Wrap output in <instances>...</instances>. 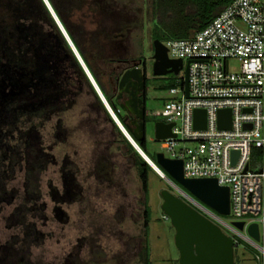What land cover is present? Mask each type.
<instances>
[{
	"label": "rangeland",
	"instance_id": "374dc122",
	"mask_svg": "<svg viewBox=\"0 0 264 264\" xmlns=\"http://www.w3.org/2000/svg\"><path fill=\"white\" fill-rule=\"evenodd\" d=\"M19 1L23 3L25 0ZM56 1L71 30L80 40L83 38V41L93 45L99 41L98 48L90 47L96 68L105 73L107 86L106 73H111L117 65L115 59L141 57L146 62L149 89L147 150L152 155L163 152L155 138V123L163 118L157 116L156 111L170 97L169 90L180 87L177 81L183 75L156 77L153 74L152 41L149 31L143 29L147 23L149 26L153 16L154 0H112L113 8L118 9V17L114 13L113 16L120 36L111 33L114 38L109 40L100 31L104 27L99 23L103 12L99 16L95 14L98 4L101 5L100 0H74L73 6L72 0ZM185 3L184 0H175L172 8L179 12V18L169 22V27L177 25L180 33L185 28L184 15L191 11L185 7ZM27 7L32 13H20L16 9L11 13L17 14L16 17L21 20L27 16L24 22L31 39L42 44V50L45 43L44 51L50 49L56 68L59 62L61 67L62 64L66 66L67 74L74 78L71 84L74 94L73 105L66 111L51 115L46 113L41 118L28 114L19 117L14 113L7 118H12L16 129L14 143L18 141L19 130L27 135L35 127L32 133H36L45 154L49 156L48 165L41 176L43 197L39 204L43 206L44 216L40 213L36 218L29 216L28 219L39 243H33L27 257L18 258V263L145 264L140 252L146 215L138 172L124 154L116 125L79 75L52 22L39 8L38 1L30 0ZM165 10L172 9L167 6ZM12 21L15 22L13 18ZM171 31L173 29H168L165 34H171ZM3 129L11 131L6 124ZM252 161L253 164H261L259 152H253ZM24 173V166L19 167L13 179L7 180L8 193L13 191L15 197L11 204L0 206V248L14 237L20 238L15 242L16 249H20L24 242L26 230L20 226L13 228L7 221L14 210L24 203ZM149 176L150 264H179L175 230L162 211L161 192L169 190L179 197L181 193L160 176L154 173ZM255 254L257 251L253 247L241 241L235 250V264H262L255 260ZM11 260H15V257Z\"/></svg>",
	"mask_w": 264,
	"mask_h": 264
},
{
	"label": "built area",
	"instance_id": "2783aa9c",
	"mask_svg": "<svg viewBox=\"0 0 264 264\" xmlns=\"http://www.w3.org/2000/svg\"><path fill=\"white\" fill-rule=\"evenodd\" d=\"M164 45L170 59L190 65L189 98L185 86L172 88L156 111L175 124V138L159 141L161 149L183 161L186 179H215L229 188V216L201 209L232 239L235 250L243 241L264 264V0H230L192 38ZM198 110L206 112L204 129H195ZM225 110L231 111L229 129L219 126ZM256 150L259 165L252 161ZM233 152H239L235 164ZM238 222L244 223L242 230L234 225ZM254 224L259 241L249 234Z\"/></svg>",
	"mask_w": 264,
	"mask_h": 264
},
{
	"label": "trees",
	"instance_id": "16d2710c",
	"mask_svg": "<svg viewBox=\"0 0 264 264\" xmlns=\"http://www.w3.org/2000/svg\"><path fill=\"white\" fill-rule=\"evenodd\" d=\"M29 1L30 0H25L23 3H20L19 0H0V206L11 204L14 200L15 196H13V191L10 194L8 193L7 180L13 179L19 167L22 168V166H24L26 180L24 203L18 206L7 220L8 224L13 228H18L20 226L26 230L24 242L20 245V249H16L15 242L20 238L14 237L11 242L0 248V264H19L18 258L27 257L31 245L36 241H38L36 243H39V240H36V231L33 229V225L28 223V219L29 216L36 218L40 213L42 217L44 216L42 210L43 206L39 204L43 197L41 176L48 165L49 157L45 154L43 145L41 141L37 139L38 136H36V133H32L35 127H32L27 135L26 132L22 133V131L19 130L17 134L18 141L14 143L16 140V137H14V135H16V129L13 127L12 118H7L10 114L14 113H16L15 116L19 117L23 114H28L33 118H41L44 116L43 114L48 113L47 115H51L53 113H60L68 110L73 105L74 93L71 91V84L74 78L67 74L69 72L66 70V66L64 67L62 64L61 67L59 62L58 68H56L55 60L50 49H47L49 52L44 51L46 49L45 43L43 44L44 48L42 50V44H37L36 39H31L29 36L31 34L27 32V26L24 22L27 16H23L24 19L21 20L16 17L17 14L11 13L14 9L18 10L20 13H28L27 6H29ZM37 1L41 11H43L52 22L60 40L71 56L79 75L84 78L95 98L103 107L66 40L51 18L44 2L42 0ZM48 1L110 107L117 113L119 120L123 122L121 113L117 112L118 109L113 101L110 88L106 84L104 74L96 68L94 59H91L86 54V50L88 52V50H92V47L86 48L83 45V40H80V37H77L71 31L57 1ZM75 1L77 2V0ZM184 1H186L185 7L190 8L191 11L184 15L185 28L180 33L177 25L169 27V22L179 18V12L172 8L174 7L175 0H154L153 18L155 24L152 32L153 41L160 40L164 43L169 40L187 39L191 29L195 31L204 29L212 20L218 17L230 3V0ZM167 6L172 10L166 11L165 7ZM29 13H32L31 10ZM12 18L15 22L12 21ZM168 29H173V31L170 32L171 34L166 35L165 31ZM15 30L20 34L15 32ZM98 43L99 41L94 45L92 43L91 46L98 48ZM178 79L177 85L183 87L184 79ZM164 104L165 103H163V105ZM103 109L105 110L104 107ZM4 124H6L11 131L7 129L4 130ZM115 128L122 139L125 149L124 154L135 166L141 182L146 218L143 226L144 236L140 254L145 259V264H150L149 225L151 211L148 205L149 175L150 173L157 174L135 151L116 126ZM136 143L150 160L159 167L156 155L150 154L147 150L146 140L142 142L136 141ZM256 152L259 151L256 150ZM71 166H74V164ZM159 168L161 169V167ZM12 256L15 257V260H11L13 258ZM9 257L12 258L10 259Z\"/></svg>",
	"mask_w": 264,
	"mask_h": 264
},
{
	"label": "water",
	"instance_id": "95a60500",
	"mask_svg": "<svg viewBox=\"0 0 264 264\" xmlns=\"http://www.w3.org/2000/svg\"><path fill=\"white\" fill-rule=\"evenodd\" d=\"M42 1L96 94L100 97L103 105L106 106L103 101L105 97L95 80L91 78L90 71L51 4L48 0ZM153 50L154 54L151 58L153 60V74L156 77H165L169 74L179 76L184 71L185 92L186 97L189 98L190 62L185 64L182 60L170 59L167 48L160 40L153 41ZM142 63L143 60L140 63L133 64L132 67L123 69L117 78L119 89L118 100L123 95L127 96L124 103L120 104V108L127 113L124 123H126L125 125L128 130L121 126L119 127L126 140L150 165L152 170L162 179L167 180L182 194L181 198L169 190L161 192L163 200L162 211L166 218L170 220L175 230V246L179 252V264H235V247L232 239L223 232L219 225L201 212L202 207L211 213H216L223 217L229 216V188L219 186L215 179H186L184 177L183 162L181 160H169L163 154L156 155L157 163L162 170L153 167L151 162H148V159L146 160L142 149L136 143V141H145L147 132L146 107L143 100L146 96L147 77L145 76V70L141 67ZM194 117L195 129H204L206 112L198 110L194 113ZM230 119V110L220 112V128L229 129ZM172 127L173 125L157 122L155 124L156 141H163L171 137L175 138V135L172 134ZM238 156L239 152H233V164H235ZM247 170L248 168L245 169V171ZM234 225L240 230L244 227V223L242 222L234 223ZM249 234L256 241L260 240L257 224L251 225Z\"/></svg>",
	"mask_w": 264,
	"mask_h": 264
},
{
	"label": "crops",
	"instance_id": "0c3cea01",
	"mask_svg": "<svg viewBox=\"0 0 264 264\" xmlns=\"http://www.w3.org/2000/svg\"><path fill=\"white\" fill-rule=\"evenodd\" d=\"M100 3H101V5H99L100 6V10L103 12V14L100 17L99 23L104 26L103 28H100V31L103 32V33H105L107 35L106 38L108 40L114 38V35H116L117 37H119L120 36L119 35L120 32L118 31L117 21L115 20V18L113 16V13H114V15L116 17H118V9L115 8V7L113 8V1L112 0H105L104 2H102L100 0ZM105 13H106V16L104 17V14ZM154 24H155V20H154V18L152 16L151 21L149 22V26H148V23H147L146 24V27H144V29H143V31L144 30H147L150 33V37H151V41H152V51H154L153 50V39H152V32H153V29H154ZM197 32H199V31H195V30L191 29L190 30V35H189V37L187 39L192 38ZM111 33H113L114 35L111 34ZM91 44L92 43H90L89 41H83V45L86 48H90ZM92 52H93V50H88V52L86 50V54L91 59L93 58L92 56L94 55V53L92 54ZM122 59L123 60H130V59L138 60V59H141V57H139V58H137V57L132 58V57H127L126 56V57H122Z\"/></svg>",
	"mask_w": 264,
	"mask_h": 264
},
{
	"label": "flooded vegetation",
	"instance_id": "af4514ba",
	"mask_svg": "<svg viewBox=\"0 0 264 264\" xmlns=\"http://www.w3.org/2000/svg\"><path fill=\"white\" fill-rule=\"evenodd\" d=\"M73 2H74V0H72V6H73ZM97 8L98 9H95V12H96L95 14H97L96 16H99V13L101 12L99 4H98ZM72 10H73V7L70 8L69 13ZM66 21H67V18H66ZM68 26H69V24H68ZM69 28H70V26H69ZM89 33H90V31H89ZM82 40H83V38H82ZM153 54H154V51H153ZM153 54H152V56H153ZM152 56H151V58H152ZM141 60H143V58L142 59H138V60H133V59L123 60L122 58L115 59V62H116L117 65L114 68H112V72L111 73H109V74L106 73V76H108V78L106 77V79L108 80V86L110 88V92L112 94L113 101L115 102V105H116L117 109L119 110V112L121 113L123 119H125L127 117V114L120 109V104L124 103V101L127 99V96L123 95V97L120 100H118L119 89H118V84H117V78H118L119 74L121 73V71H123V69L128 68V67H132L133 64L140 63ZM151 61H152V65H153V60L151 59ZM141 67L145 70V76L147 77V70H146V62L145 61H143V63L141 64ZM103 74L105 76V73H103ZM180 75H183V76H180ZM180 75H179L180 78L184 79L185 72L182 71L180 73ZM146 83H147L146 96H145V98L143 100L145 101L146 118H147V100H148V91H149V89H148V79H147ZM147 120H148V118H147Z\"/></svg>",
	"mask_w": 264,
	"mask_h": 264
},
{
	"label": "bare ground",
	"instance_id": "6f19581e",
	"mask_svg": "<svg viewBox=\"0 0 264 264\" xmlns=\"http://www.w3.org/2000/svg\"><path fill=\"white\" fill-rule=\"evenodd\" d=\"M164 43H166V42H164ZM92 75V74H91ZM92 79H94L93 78V76L91 77ZM95 80V79H94ZM90 82V81H89ZM96 82V81H95ZM91 84V83H90ZM99 87V86H98ZM94 89V88H93ZM100 89V88H99ZM101 91V90H100ZM170 91V90H169ZM98 96V95H97ZM104 96V95H103ZM99 97V96H98ZM103 99H104V97H102ZM99 99H100V97H99ZM100 101H101V99H100ZM104 102H105V104H106V106H104V108H105V110H106V112L109 114V116H110V118H111V120L113 121V123L116 125V127L118 128V130L121 132V134H122V131L120 130V127L119 126H121L122 128H126V123H124V120L127 118H125V119H123V122L122 121H120L119 120V118H118V116L116 115V113L112 110V108L110 107V105H109V103L107 102V100H106V98L103 100ZM103 104V103H102ZM121 109V108H120ZM122 110V109H121ZM123 111V110H122ZM117 112L119 113V110H117ZM124 112V111H123ZM126 113V112H125ZM127 114V113H126ZM114 118V120H113V118ZM128 121H129V119H128ZM127 121V122H128ZM147 118H146V124H147ZM158 122H163V123H165V124H167V125H173V127H172V129L174 128V126H175V124L174 123H166V121H165V119L163 118V120L162 121H158ZM157 123V122H156ZM155 123V124H156ZM127 129V128H126ZM128 130V129H127ZM173 134V133H172ZM123 135V134H122ZM146 135H147V132H146ZM124 136V135H123ZM136 151V150H135ZM163 151V150H162ZM137 152V151H136ZM143 152V151H142ZM138 153V152H137ZM144 153V152H143ZM139 154V153H138ZM159 154H163L164 156H165V158H167V159H169V160H173V159H170L166 154H165V152L163 151V152H161V153H159ZM144 156H145V158H146V160L148 159L149 161L148 162H151V164H152V166L153 167H156V168H158V169H160L158 166H156L151 160H150V158L144 153ZM142 158V157H141ZM143 159V158H142ZM157 159V158H156ZM144 160V159H143ZM145 161V160H144ZM182 161V160H181ZM146 162V161H145ZM183 162V161H182ZM147 163V162H146ZM148 164V163H147ZM149 165V164H148ZM150 166V165H149ZM160 170H162V168L160 169ZM174 194V193H173ZM182 195V194H181ZM179 197V196H178ZM181 198H182V196H181ZM204 209V208H203ZM205 210V209H204ZM207 211V210H206ZM201 212L204 214V215H206L207 217H208V215L201 209ZM166 217V216H165Z\"/></svg>",
	"mask_w": 264,
	"mask_h": 264
}]
</instances>
